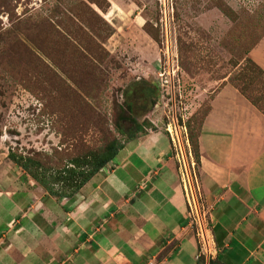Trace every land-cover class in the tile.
Masks as SVG:
<instances>
[{
  "label": "rangeland",
  "instance_id": "obj_1",
  "mask_svg": "<svg viewBox=\"0 0 264 264\" xmlns=\"http://www.w3.org/2000/svg\"><path fill=\"white\" fill-rule=\"evenodd\" d=\"M209 100H244L264 118V0H0L8 197L30 186L47 195L20 158L58 192L56 171L129 141L128 131L155 134L191 170Z\"/></svg>",
  "mask_w": 264,
  "mask_h": 264
},
{
  "label": "crops",
  "instance_id": "obj_2",
  "mask_svg": "<svg viewBox=\"0 0 264 264\" xmlns=\"http://www.w3.org/2000/svg\"><path fill=\"white\" fill-rule=\"evenodd\" d=\"M158 145L123 143L71 199L1 188L0 264H264V118L209 100L184 173Z\"/></svg>",
  "mask_w": 264,
  "mask_h": 264
},
{
  "label": "trees",
  "instance_id": "obj_3",
  "mask_svg": "<svg viewBox=\"0 0 264 264\" xmlns=\"http://www.w3.org/2000/svg\"><path fill=\"white\" fill-rule=\"evenodd\" d=\"M136 133V132H134ZM138 133V132H137ZM128 139H132V132H125ZM122 148V144L112 142L108 144L104 150L100 153H92L89 157L75 158L69 162L71 165L69 168L62 169L60 172H55L53 176V182H60L61 190L53 192L43 179L46 169H43L41 165L33 162L29 158H20L22 161L20 167L24 171L31 173V177L35 179V182L39 184L47 195L55 197L57 199H71L78 192V190L105 164L111 162L118 150ZM197 158V151H196ZM43 170V172L41 170ZM216 246L217 243L215 242ZM208 264H216L209 261Z\"/></svg>",
  "mask_w": 264,
  "mask_h": 264
},
{
  "label": "clouds",
  "instance_id": "obj_4",
  "mask_svg": "<svg viewBox=\"0 0 264 264\" xmlns=\"http://www.w3.org/2000/svg\"><path fill=\"white\" fill-rule=\"evenodd\" d=\"M86 207H87V205H82L81 209L84 210V209H86Z\"/></svg>",
  "mask_w": 264,
  "mask_h": 264
}]
</instances>
